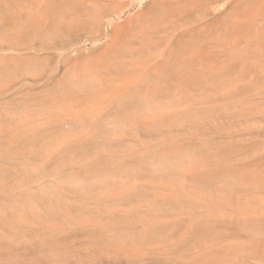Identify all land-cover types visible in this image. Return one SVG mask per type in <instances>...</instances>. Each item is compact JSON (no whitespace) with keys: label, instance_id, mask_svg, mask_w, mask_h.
I'll return each mask as SVG.
<instances>
[{"label":"rangeland","instance_id":"1","mask_svg":"<svg viewBox=\"0 0 264 264\" xmlns=\"http://www.w3.org/2000/svg\"><path fill=\"white\" fill-rule=\"evenodd\" d=\"M98 1L0 0V264H264V0Z\"/></svg>","mask_w":264,"mask_h":264},{"label":"bare ground","instance_id":"2","mask_svg":"<svg viewBox=\"0 0 264 264\" xmlns=\"http://www.w3.org/2000/svg\"><path fill=\"white\" fill-rule=\"evenodd\" d=\"M79 1L81 2V0H4V3L6 7H14L17 10L18 24L26 27L83 28L88 24L117 27L120 26L118 21L124 20L126 24L130 23V5L114 16L107 15L97 5L95 8L94 3V7L88 9L79 4ZM106 1L100 0L96 4L101 6ZM111 1L113 0H109ZM154 24L160 25L155 22Z\"/></svg>","mask_w":264,"mask_h":264}]
</instances>
